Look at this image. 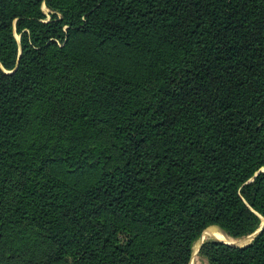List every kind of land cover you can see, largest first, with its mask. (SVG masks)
I'll return each mask as SVG.
<instances>
[{"label":"trees","instance_id":"obj_1","mask_svg":"<svg viewBox=\"0 0 264 264\" xmlns=\"http://www.w3.org/2000/svg\"><path fill=\"white\" fill-rule=\"evenodd\" d=\"M262 168L264 0H0V264H190ZM200 251L264 264V227Z\"/></svg>","mask_w":264,"mask_h":264},{"label":"rangeland","instance_id":"obj_2","mask_svg":"<svg viewBox=\"0 0 264 264\" xmlns=\"http://www.w3.org/2000/svg\"><path fill=\"white\" fill-rule=\"evenodd\" d=\"M43 10L47 13L48 12V9L43 6ZM17 36V35H16ZM18 37V36H17ZM207 228V227H206ZM205 228V229H206ZM32 231H35L34 228L30 227V226H27V225H22L20 227V230H19V233L18 235L13 238L12 240V246H14V248L18 247L19 245V242L21 241L22 239V233H27V232H32ZM219 233H222L224 234L217 226L215 225H211V226H208V229H206L204 231V240L203 242L205 241H208V240H214V238L216 239H220V240H223L220 236H219ZM225 235V234H224ZM226 237H228L227 235H225ZM200 237V236H199ZM198 240L199 238L194 242L193 246H192V254H191V259H190V262L191 264H208V261H207V258L205 257V255L200 251V245H198ZM228 240L229 241H232L233 238L231 237H228Z\"/></svg>","mask_w":264,"mask_h":264},{"label":"water","instance_id":"obj_3","mask_svg":"<svg viewBox=\"0 0 264 264\" xmlns=\"http://www.w3.org/2000/svg\"><path fill=\"white\" fill-rule=\"evenodd\" d=\"M261 170H264V168H262ZM263 227H264V220L262 221V223H261V225L259 226L258 229H256L254 232H252L251 234H248L246 236H243V237H240V238H233V240L232 241H229V242L224 241V240H220V239H216V238H214V239L219 240V241H221L223 243H226L228 245H231V246H237V247L246 246V245H248L252 241V239L255 236H257L261 232V230L263 229ZM206 229H208V227ZM206 229H204L202 231V233H201V235L199 237V240H198V245H200V244L203 243V240H204V234L203 233H204V231ZM190 264H191V262H190Z\"/></svg>","mask_w":264,"mask_h":264},{"label":"bare ground","instance_id":"obj_4","mask_svg":"<svg viewBox=\"0 0 264 264\" xmlns=\"http://www.w3.org/2000/svg\"><path fill=\"white\" fill-rule=\"evenodd\" d=\"M219 236H220L224 241L229 242L228 237H226L224 234L219 233Z\"/></svg>","mask_w":264,"mask_h":264}]
</instances>
